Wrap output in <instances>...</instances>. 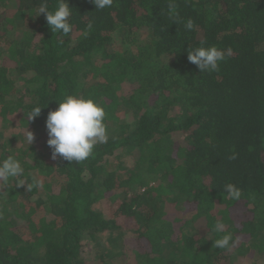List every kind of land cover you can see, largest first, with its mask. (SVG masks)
<instances>
[{
	"label": "trees",
	"instance_id": "obj_1",
	"mask_svg": "<svg viewBox=\"0 0 264 264\" xmlns=\"http://www.w3.org/2000/svg\"><path fill=\"white\" fill-rule=\"evenodd\" d=\"M40 2L0 0V118L42 128L80 94L104 108L109 139L79 163L36 152L26 130L0 143L33 185L0 188V264H264V0H176L178 20L169 0H67V36L36 16ZM201 41L231 48L218 71L187 60ZM217 221L229 249L214 246ZM119 229L117 253L84 257V239Z\"/></svg>",
	"mask_w": 264,
	"mask_h": 264
},
{
	"label": "clouds",
	"instance_id": "obj_2",
	"mask_svg": "<svg viewBox=\"0 0 264 264\" xmlns=\"http://www.w3.org/2000/svg\"><path fill=\"white\" fill-rule=\"evenodd\" d=\"M95 9L103 10L113 6L114 0H91ZM176 0H169L168 15L170 19L178 20L179 13ZM44 14L47 25L52 33H60L67 36L73 29L70 22L72 9L67 0H58L57 6L49 10L48 0H41L36 16ZM186 30L191 31L195 27V22L188 18L184 24ZM92 28V21L87 25ZM87 35V32H85ZM61 43L63 41H60ZM193 47L187 50V60L194 64L200 72H216L219 70L220 63L231 54V48L222 50L215 45ZM40 106L33 107L28 115V119L39 116ZM105 110L99 102L91 97H85L80 94H68L58 102L55 110H50L47 114L45 127L47 130V145L51 149L52 159L58 156L68 162H82L93 155L94 148L98 144H104L108 141L109 135L105 124ZM27 143L31 144L34 140L32 132H27ZM229 159H236L233 154ZM24 168L20 161L13 156H7L0 160V188L7 186L10 180L15 181L16 187H25L27 185L30 191L32 184L27 183L24 175ZM35 186L43 187L42 182H36ZM224 192L231 200L241 198V189L232 183L224 185ZM215 231L223 233L220 238L214 241V246L218 249H229L235 243L233 234L225 232L223 222L217 221Z\"/></svg>",
	"mask_w": 264,
	"mask_h": 264
},
{
	"label": "rangeland",
	"instance_id": "obj_3",
	"mask_svg": "<svg viewBox=\"0 0 264 264\" xmlns=\"http://www.w3.org/2000/svg\"><path fill=\"white\" fill-rule=\"evenodd\" d=\"M14 18H15V22L18 28L21 27V24H20L22 22L20 19L21 17L15 15ZM143 38H145L144 35H143ZM19 125H16L12 121L7 120L6 117L0 118V143L10 138H18L16 145H19L23 141V139H21V136L24 134V130H26V132H32L34 135L33 143L35 144L36 152H40L41 154H44L45 156H47V150L49 146L47 145L48 136H47L46 127L43 126L42 128H37V129L32 130V128L30 127L25 128ZM25 142L26 141L23 142L24 147H26L25 145L27 143ZM95 208L102 213L106 211L103 200L96 202ZM11 221L15 222L16 219L12 218ZM124 236L125 234L123 233V231L119 229L113 233L104 235L103 236L104 238H101L100 240L96 242H91L90 239H84L83 241L85 243V248L83 251V255L85 258L88 259L92 255L98 252H101L103 249L106 252L111 251L113 253L114 251V253H117L122 247V243H123L122 238Z\"/></svg>",
	"mask_w": 264,
	"mask_h": 264
}]
</instances>
